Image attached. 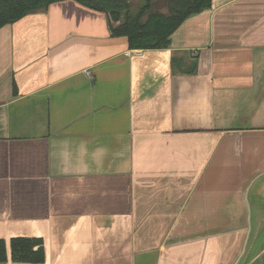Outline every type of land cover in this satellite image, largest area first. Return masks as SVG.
I'll use <instances>...</instances> for the list:
<instances>
[{
    "label": "crops",
    "instance_id": "obj_1",
    "mask_svg": "<svg viewBox=\"0 0 264 264\" xmlns=\"http://www.w3.org/2000/svg\"><path fill=\"white\" fill-rule=\"evenodd\" d=\"M17 237L39 264H264V0H211L163 49L75 0L2 26L0 264H33Z\"/></svg>",
    "mask_w": 264,
    "mask_h": 264
},
{
    "label": "trees",
    "instance_id": "obj_2",
    "mask_svg": "<svg viewBox=\"0 0 264 264\" xmlns=\"http://www.w3.org/2000/svg\"><path fill=\"white\" fill-rule=\"evenodd\" d=\"M61 0H0V28L21 17ZM108 15L112 34L126 36L131 49H163L169 46L172 32L190 15L210 8L211 0H166L167 13L153 10V0L131 9L129 0H75ZM112 21V23H111ZM118 24L113 25V23ZM193 72V71H192ZM38 239L17 237L9 242L13 262L39 264L44 250ZM7 261L5 241L0 240V262Z\"/></svg>",
    "mask_w": 264,
    "mask_h": 264
},
{
    "label": "rangeland",
    "instance_id": "obj_3",
    "mask_svg": "<svg viewBox=\"0 0 264 264\" xmlns=\"http://www.w3.org/2000/svg\"><path fill=\"white\" fill-rule=\"evenodd\" d=\"M130 1V4H131V9L133 10H136L138 9L142 3H143V0H129ZM158 10H160L161 12H164L163 10H167V4L166 6L163 5V2H159L158 4V7H157ZM158 10H155V11H158ZM165 13H167V11H165Z\"/></svg>",
    "mask_w": 264,
    "mask_h": 264
},
{
    "label": "water",
    "instance_id": "obj_4",
    "mask_svg": "<svg viewBox=\"0 0 264 264\" xmlns=\"http://www.w3.org/2000/svg\"><path fill=\"white\" fill-rule=\"evenodd\" d=\"M111 23H112V21H111ZM116 24H118V22H116V23H113V25H116Z\"/></svg>",
    "mask_w": 264,
    "mask_h": 264
}]
</instances>
